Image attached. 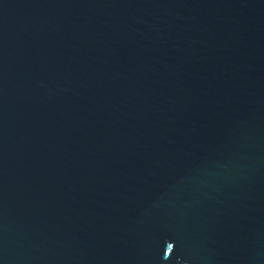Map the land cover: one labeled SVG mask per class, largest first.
<instances>
[{
	"label": "water",
	"instance_id": "obj_1",
	"mask_svg": "<svg viewBox=\"0 0 264 264\" xmlns=\"http://www.w3.org/2000/svg\"><path fill=\"white\" fill-rule=\"evenodd\" d=\"M0 264H264V0H0Z\"/></svg>",
	"mask_w": 264,
	"mask_h": 264
}]
</instances>
